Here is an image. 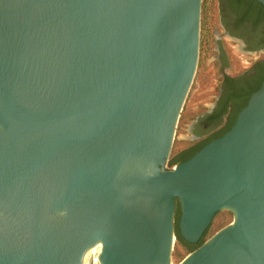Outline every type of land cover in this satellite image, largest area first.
<instances>
[{"label":"water","instance_id":"1","mask_svg":"<svg viewBox=\"0 0 264 264\" xmlns=\"http://www.w3.org/2000/svg\"><path fill=\"white\" fill-rule=\"evenodd\" d=\"M264 6V0H256ZM202 0H0V264H264V80L169 168ZM214 106L211 108V111Z\"/></svg>","mask_w":264,"mask_h":264},{"label":"rangeland","instance_id":"2","mask_svg":"<svg viewBox=\"0 0 264 264\" xmlns=\"http://www.w3.org/2000/svg\"><path fill=\"white\" fill-rule=\"evenodd\" d=\"M236 8L237 0H202L199 61L193 84L177 124L170 162L175 158H181L184 152L191 150L194 142L191 141L190 129L195 119L213 105L219 93L222 76L225 73L232 77L241 76L262 56L258 52H245L243 48L241 49L240 40L225 33L226 20L233 31L248 37L255 32L260 35L261 40L264 39V22L255 27L252 20L244 23L240 30L235 28L240 18ZM170 162L168 167H174L175 165L171 166ZM233 220L234 215L229 211L218 213L213 220L207 239L230 225ZM190 253L191 251L176 239L172 264H180Z\"/></svg>","mask_w":264,"mask_h":264},{"label":"flooded vegetation","instance_id":"3","mask_svg":"<svg viewBox=\"0 0 264 264\" xmlns=\"http://www.w3.org/2000/svg\"><path fill=\"white\" fill-rule=\"evenodd\" d=\"M225 33L237 40H240L241 49L243 48L245 52H258L262 56L260 60L253 64L252 67L249 68L243 75L232 77L225 73L222 76V83L219 89L218 96L214 99L213 105L207 108V111L198 116L193 122L191 128V141L194 142L191 150H195L197 147L206 145V143L211 142L214 139L220 137L230 125L231 116L234 114L236 110V106L238 102L241 100V97H231L229 96V92L235 89L233 88V83L238 82L243 79V77H248L252 80L257 72L261 73L264 65V39L261 40L259 34L255 32L252 35L244 36L243 34L233 31V29L226 23L225 20ZM237 30L242 28V25L236 26ZM220 41V40H219ZM224 65V63L222 64ZM214 106V109L211 111V108ZM226 107V111L224 115H220V113Z\"/></svg>","mask_w":264,"mask_h":264},{"label":"trees","instance_id":"4","mask_svg":"<svg viewBox=\"0 0 264 264\" xmlns=\"http://www.w3.org/2000/svg\"><path fill=\"white\" fill-rule=\"evenodd\" d=\"M236 12L240 16L239 20L236 22V26L243 25L244 23H248L253 20L255 27H256L259 24L264 22V6L256 0H237ZM263 80H264V66H263V70L261 71V73L257 72L252 80H250L248 77H243V79L239 80L238 82L233 83L232 89H235V90L230 91L229 96L231 97L240 96L241 100L238 102L237 109L235 110L234 114L231 116L230 125L222 134H220V137H223L226 133H228L232 129L233 125L237 121L239 113L247 106L248 101L252 97V95L261 88ZM225 111H226V107L220 113V115H224ZM209 143L210 142L206 143V145H208ZM206 145L199 146L195 150L193 149L189 150V152L188 151L184 152V155L182 157L180 156L181 158H175L171 160L170 165L174 166L176 164H182L188 161L194 155H196L201 149H203ZM180 216H181V211H180V206L178 204L177 211H176V236L179 242H181L191 252H193L194 250L198 249L202 244H204L205 241L208 240L207 236L209 234L212 224L207 229V231L205 232V234L203 235V237L200 239L198 243L190 244L182 238L179 232L178 222H179Z\"/></svg>","mask_w":264,"mask_h":264},{"label":"bare ground","instance_id":"5","mask_svg":"<svg viewBox=\"0 0 264 264\" xmlns=\"http://www.w3.org/2000/svg\"><path fill=\"white\" fill-rule=\"evenodd\" d=\"M191 130V129H190Z\"/></svg>","mask_w":264,"mask_h":264}]
</instances>
